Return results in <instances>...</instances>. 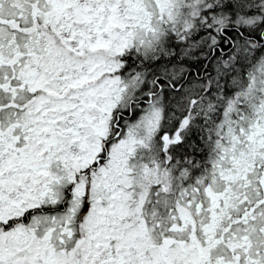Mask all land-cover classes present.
Instances as JSON below:
<instances>
[{
	"label": "snow or ice",
	"instance_id": "6c2138e0",
	"mask_svg": "<svg viewBox=\"0 0 264 264\" xmlns=\"http://www.w3.org/2000/svg\"><path fill=\"white\" fill-rule=\"evenodd\" d=\"M0 264H264V0H0Z\"/></svg>",
	"mask_w": 264,
	"mask_h": 264
}]
</instances>
